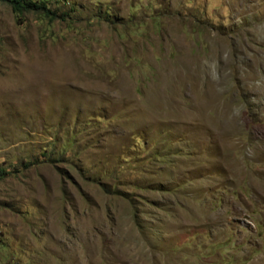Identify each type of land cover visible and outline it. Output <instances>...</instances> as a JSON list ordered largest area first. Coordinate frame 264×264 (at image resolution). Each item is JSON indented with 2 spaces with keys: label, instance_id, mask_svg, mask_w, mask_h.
I'll return each instance as SVG.
<instances>
[{
  "label": "rangeland",
  "instance_id": "rangeland-1",
  "mask_svg": "<svg viewBox=\"0 0 264 264\" xmlns=\"http://www.w3.org/2000/svg\"><path fill=\"white\" fill-rule=\"evenodd\" d=\"M0 2V264H264V0Z\"/></svg>",
  "mask_w": 264,
  "mask_h": 264
},
{
  "label": "trees",
  "instance_id": "trees-1",
  "mask_svg": "<svg viewBox=\"0 0 264 264\" xmlns=\"http://www.w3.org/2000/svg\"><path fill=\"white\" fill-rule=\"evenodd\" d=\"M0 2L6 3L10 6L18 21H20V17L26 13L42 15L50 21L57 18L56 12L51 10V1L49 0H0ZM6 175V170L0 168V181Z\"/></svg>",
  "mask_w": 264,
  "mask_h": 264
}]
</instances>
